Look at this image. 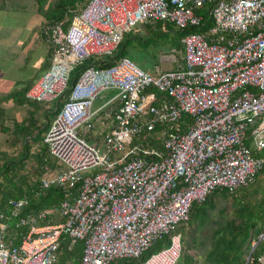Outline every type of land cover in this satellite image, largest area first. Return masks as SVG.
<instances>
[{"label": "built area", "instance_id": "1", "mask_svg": "<svg viewBox=\"0 0 264 264\" xmlns=\"http://www.w3.org/2000/svg\"><path fill=\"white\" fill-rule=\"evenodd\" d=\"M201 10L212 26L182 38V68L151 73L125 56L85 68L69 85L78 67L111 55L137 23L185 31L202 25ZM44 35L54 61L27 97L46 106L66 91L69 99L43 138L61 167L40 191L79 185V193L28 215V199L12 201L0 215V264H54L64 236L71 247L82 243L79 264L137 260L168 237L143 264H178L176 229L192 206L217 190L235 193L264 170V0H89L66 30L60 23ZM107 91L118 106L101 154L81 133L92 130L93 104ZM262 240L264 233L253 247Z\"/></svg>", "mask_w": 264, "mask_h": 264}, {"label": "trees", "instance_id": "2", "mask_svg": "<svg viewBox=\"0 0 264 264\" xmlns=\"http://www.w3.org/2000/svg\"><path fill=\"white\" fill-rule=\"evenodd\" d=\"M88 1L36 0L38 12L45 19L41 30L43 41L48 44L44 35L46 27L61 23L66 30L72 17L79 13ZM200 13L204 17L200 27L185 31L176 30L181 36L180 45L186 34L204 33L212 26L205 11L201 10ZM157 23L164 25V30L168 26L173 27L171 24ZM119 47L109 55L107 60H101L91 66L107 68L114 65L120 58L128 56L124 49L119 52ZM87 67L90 65L78 67L74 71L71 82L73 83L78 74ZM25 94V91L15 92L1 99L0 102L1 104L6 103L11 99L16 106L26 104L32 107L35 102L25 99ZM68 99L69 91H66L55 104L56 110L59 111ZM1 115H3L2 106H0ZM36 121L40 119L36 120L31 116L21 124L14 122V125L6 128L3 119L0 118V124H2L0 131L11 134L12 139L9 144L19 145L20 143L22 146L17 158L3 152L0 153V215L4 214L7 217L10 214L12 201L28 199V204L23 211V215H28L37 211H51L64 199L73 198L79 193V185L74 188L51 187L40 191L44 176L59 170L61 164L50 155L47 145L43 142L42 133L48 129L50 120L39 131L33 127ZM149 145L161 149V144L154 139L149 140ZM144 146L146 147V144ZM262 176H264V170L256 175L254 182L249 186L235 193L217 190L209 195L205 202L192 206L189 221L179 225L176 229V232L181 234L180 258L185 257V264H196V256L201 258L197 257L201 261L197 264H245L248 257L253 261L251 264H258L257 258L264 259V240L260 241L250 254L253 244L264 233V194L259 193L258 189V179ZM191 224L193 226L188 230L189 239H186L182 231L187 226L191 227ZM168 245L169 238L165 237L154 243L139 259L124 261L121 264H143L151 255ZM82 249L81 242L71 247L69 239L66 236L62 237L54 264H79Z\"/></svg>", "mask_w": 264, "mask_h": 264}, {"label": "rangeland", "instance_id": "3", "mask_svg": "<svg viewBox=\"0 0 264 264\" xmlns=\"http://www.w3.org/2000/svg\"><path fill=\"white\" fill-rule=\"evenodd\" d=\"M49 0H47L48 2ZM6 3L0 4L1 8H8L11 12L9 14L12 16V19H7V12L0 13V25L3 24H15L19 25L20 27L11 30V33L18 38L20 41L23 40V38L26 36V31H24V26L26 25V20L29 19V15H27L26 12H31L32 10L36 11V13L39 15L38 18H34V20H29V23L32 25H35L36 28L42 25L44 23L45 19L41 13L38 12L36 6V0H6ZM47 7V4L45 8ZM8 10V11H9ZM33 17H35L33 15ZM25 24V25H24ZM30 24H27L26 27L29 29ZM164 25L158 24V25H149L144 22L137 23L135 27L123 35L122 43L119 47L120 50H125V53L128 54L131 50V53H129L128 57L133 60L138 66H140L142 69L149 71L151 73L155 72V68L157 67L160 71H169L175 69V64L177 63L176 58H180L182 55V52L184 54V47L182 44L180 45V33L176 31L177 29L175 27H167L165 30L163 29ZM36 31L34 34L32 32L30 35H28L27 38V45L29 50V56L25 54V49L23 50V55L21 58L27 57L24 61V63H21V67L26 65L24 68L17 67L12 68V70L7 71L5 73V70L0 69V92L1 95L5 96L10 95L13 93L17 86L13 85L11 82L15 80H23V84L19 85L18 89H23L31 80L33 77H35L37 74L40 73L42 70H37L38 65L42 58V53L45 51L44 46H40V40H39V34ZM8 33V32H7ZM11 35L10 33H8ZM22 51V47H17V50ZM14 56L13 54L9 55V58ZM33 58L32 60H30ZM165 59V63L162 62V60ZM16 60V59H14ZM139 61V62H137ZM175 61V64H172L171 62ZM73 74H71L69 85L71 84ZM2 97V96H1ZM1 101V100H0ZM11 105V106H8ZM0 106H6V111L3 112V115L0 116L1 119H3V124L6 128L11 127L14 125V120H20L21 115L18 112V110H22L21 106H16L12 100H8L7 103L0 102ZM52 106V105H51ZM50 106V108H51ZM13 107V108H9ZM15 111V114H14ZM27 117V116H26ZM30 117V116H29ZM5 120V121H4ZM49 120H52V117H49ZM25 122V121H24ZM25 124V123H24ZM37 124H39V121H37ZM2 124H0L1 126ZM98 136V133L95 132ZM82 136L87 140V142L96 144L100 153L104 154V143L102 139H104V132H101L99 136H101L100 141L94 142L92 140L93 132L92 130L90 132H86V130L82 131ZM88 136L91 140L87 139ZM11 134L10 133H2L0 131V153H6L8 156H12L14 158H17L21 149V145L17 144H11ZM10 143V144H9ZM258 189L259 193L264 194V176H262L260 179H258ZM191 227L187 226V228H184L182 231V234L185 236V238L189 239L190 232H188L189 229H192ZM191 243V242H190ZM199 256H196V264L200 263ZM178 264H185V257L182 256L178 260Z\"/></svg>", "mask_w": 264, "mask_h": 264}, {"label": "crops", "instance_id": "4", "mask_svg": "<svg viewBox=\"0 0 264 264\" xmlns=\"http://www.w3.org/2000/svg\"><path fill=\"white\" fill-rule=\"evenodd\" d=\"M5 1L6 0H0V4L6 3ZM34 7L36 8L37 6H34ZM8 10H9L8 8H1L0 7V13L7 12L8 13L7 14V19H12V16L9 14V12H11V11L10 10L8 11ZM26 13H27V15H29V19L26 20V25L30 24L29 20H34V18H38V16H39L36 13V11H34V10H32V13L31 12H26ZM33 15L35 17H33ZM44 24H45V21L38 28H36L35 25H33V24L31 25L30 24V28L29 29L24 24L25 25L24 26V31H26V36L23 38L22 41H20L18 38H16L11 33V30L20 27L19 25L10 24V23L9 24H3L2 23L0 25V69L1 70H3V68L6 69L5 73L7 71L12 70V68H14V67L16 68V66L20 67V68H24L25 66L28 65V63H27L26 65L21 67V63H24L25 62L24 60L27 58V57H25V58H21V57L23 55H25V54H27L28 56L30 54L29 50H28V45H27V38H28V35H30L31 32H32V34H34L36 31H38L37 32L39 34L38 38H39L40 43H41L40 46H44L45 47V51H43V53H42V58H41V61H40L39 65H38V69H37V70H41V68H42L40 73L37 74L35 77H33L32 80L21 90H19L18 87H19V85L24 83L23 80H15V81L11 82L13 85L17 86V89L13 93H15V92L23 93L25 91L26 94L24 95V97H25V99L29 100L30 102H34V101H31L30 99H28L27 92L29 91L31 86L40 78V76L46 70H48L50 68L52 62L54 61V58L51 55L52 48L50 47L49 44H46L43 41V38H42V35H41V33H42L41 30H42V27L44 26ZM153 24H159V23H153ZM153 24H151V25H153ZM7 32L10 33L11 35H9ZM20 46L22 47V51L20 49L17 50V47L19 48ZM24 49H25V52H26L25 54H23V50ZM118 51L120 52V49H118ZM183 51H184V49H183ZM129 53H131V50H130ZM129 53L126 54V55H129ZM11 54H13L14 56L9 58V55H11ZM108 57L109 56H99V57H96V58H91V59L85 61L83 66H88V65L91 66L92 64L97 63V62H99L101 60H107ZM183 58H184V54L182 52L181 57L178 58V59L176 58V61H177L176 64H175V61L171 62L172 64H175V66H176L175 69H179V68L183 67V65H184ZM14 59H16V60H14ZM32 59L33 58H31V56H30V60H32ZM164 60L165 59H163L162 62L165 63ZM137 62H139V61H137ZM175 69H173V70H175ZM71 84H72V82H71ZM114 95H115V92H113V91L103 92L101 94V96L93 104L92 112L93 113L96 112V114L94 116V121L92 122L93 135H90V136H92V140L88 136H86V137H87V139H89L91 141L97 142V144H98V142L101 139V137H99V134L101 132H104V135L106 134V132L108 131L109 125H110L111 115L117 109V106H118L117 102L109 103L110 99ZM6 97H7V95H6ZM4 98H5V96L1 95V92H0V100L4 99ZM9 100H11V99H9ZM51 105H50L51 106V108H50V106H46L45 104L38 103V102H35L32 105V107L30 105H26L25 104V105L21 106L22 110H18V112L20 113L19 115H21L22 119H20V120L16 119L13 122H15L16 124H21L24 121H26V119L29 118V116L30 117L32 116L36 120L40 119L39 124H37V121H36L35 125L33 126L34 129L38 130V131L42 130V128L47 124V122H49L48 121L49 117H52V120H50V122H49V126H50L51 123L53 122V120L55 119V116L57 115V111L58 110L55 109V104H51ZM8 106H11V105H8ZM2 108H3V112L6 111V114H7L6 106H3ZM9 108H13V107H9ZM14 114H15V111H14ZM49 126H48V128H49ZM47 130L44 133H42L43 134L42 135L43 138H44V135L47 132ZM95 132L98 133V136L96 135ZM10 222L12 223L10 225V229L12 231H14L15 230V227L13 225L14 222H12V220Z\"/></svg>", "mask_w": 264, "mask_h": 264}, {"label": "water", "instance_id": "5", "mask_svg": "<svg viewBox=\"0 0 264 264\" xmlns=\"http://www.w3.org/2000/svg\"><path fill=\"white\" fill-rule=\"evenodd\" d=\"M253 250H254V247H252L250 254L253 252Z\"/></svg>", "mask_w": 264, "mask_h": 264}, {"label": "clouds", "instance_id": "6", "mask_svg": "<svg viewBox=\"0 0 264 264\" xmlns=\"http://www.w3.org/2000/svg\"><path fill=\"white\" fill-rule=\"evenodd\" d=\"M49 127H50V126H49ZM48 129H49V128H48ZM257 244H258V243H257ZM257 244H256V245H257ZM254 248H255V247H254Z\"/></svg>", "mask_w": 264, "mask_h": 264}]
</instances>
